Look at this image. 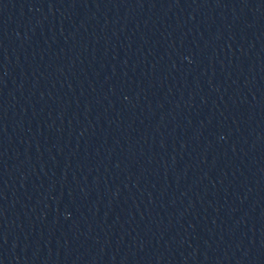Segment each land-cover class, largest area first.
Segmentation results:
<instances>
[{
	"label": "water",
	"instance_id": "95a60500",
	"mask_svg": "<svg viewBox=\"0 0 264 264\" xmlns=\"http://www.w3.org/2000/svg\"><path fill=\"white\" fill-rule=\"evenodd\" d=\"M235 0H0V264H19L99 147Z\"/></svg>",
	"mask_w": 264,
	"mask_h": 264
}]
</instances>
